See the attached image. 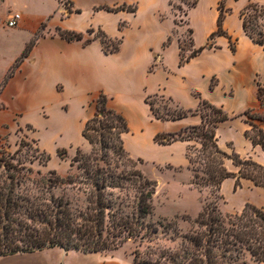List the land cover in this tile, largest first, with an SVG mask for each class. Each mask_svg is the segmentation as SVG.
I'll return each instance as SVG.
<instances>
[{
  "label": "crops",
  "instance_id": "obj_1",
  "mask_svg": "<svg viewBox=\"0 0 264 264\" xmlns=\"http://www.w3.org/2000/svg\"><path fill=\"white\" fill-rule=\"evenodd\" d=\"M221 1L198 0L181 25L177 23L171 0H124L114 5L136 3L137 11L96 13L113 18L111 28L103 21L93 24L82 18L83 8L92 6V0H73L74 11L62 18L57 27L84 35L89 29L101 28L110 40L122 38L119 50L106 53L99 38H93L89 45L84 40L67 41L59 35L57 27L40 35L43 22L40 23L38 30L25 36L19 53L0 81V148L2 138L6 137L3 128L9 123L3 116L9 111L23 116L27 106L50 104L68 94L74 108L65 112L55 133L61 140H68L78 132L82 136L85 122L95 111L93 100L104 92L113 98V107L129 121L130 132L124 136V142L132 159L143 160L142 167L152 164L164 171L192 173L187 158L177 160L179 153L186 157L190 142L159 145L154 138L158 133H176L200 125L202 118L197 112L200 98L196 96L199 94L201 99L222 108L231 117L219 126V146L231 143L241 157L264 165L261 148L254 147L244 135L249 125L241 116L246 110L260 109L258 84L264 86V46L245 33L242 12L252 3L264 6V0H225L224 9L229 12L223 21V30L227 35L211 38L218 30ZM17 29L19 33L28 30L23 16ZM189 30L193 39L187 51L189 56L200 48L205 49L181 66V43ZM33 40L35 45L30 55L3 86L11 66ZM155 95L168 99L174 112L194 113L176 120L155 119L146 102ZM33 127L38 132L37 126ZM82 140L89 145L83 137ZM229 181L223 183L222 190ZM190 183L180 185L178 197L181 202L195 197V210H189L184 204L176 215L186 212L196 216L200 212L197 191ZM115 260L107 253L65 251L60 247L0 256V264H111Z\"/></svg>",
  "mask_w": 264,
  "mask_h": 264
},
{
  "label": "trees",
  "instance_id": "obj_2",
  "mask_svg": "<svg viewBox=\"0 0 264 264\" xmlns=\"http://www.w3.org/2000/svg\"><path fill=\"white\" fill-rule=\"evenodd\" d=\"M224 2L225 0H222L219 5L218 30L211 38L227 35L223 30V21L229 11L224 9ZM197 4L198 0L190 3L188 11ZM100 9L114 13L126 10L136 12L137 6L133 10L126 4L116 7L103 6ZM242 18L247 36L264 46V23L260 22L264 21V6L250 4L242 12ZM57 32L67 41L84 40L85 45L92 42L85 39L83 33L64 30L61 27H57ZM87 32L92 33L93 30L89 29ZM255 33H258V37ZM121 43L122 38L118 40V47L114 51L105 52L118 51ZM34 45L35 40L11 66L3 86L14 77ZM204 49L200 48L186 59H183L181 52L180 65L189 62ZM211 88H214V83ZM196 96L200 98L197 112L201 115V124L176 133H158L154 138L155 143H195L188 146L186 158L189 161V169L194 172L192 185L199 193L209 189L216 200L223 199L222 186L230 178L236 179L235 190L242 188V180H248L264 190V165L252 158L241 157L233 145L228 147L229 152L219 146V126L231 117L222 108L201 99L199 94ZM257 96L260 106L263 107L264 86L261 84H258ZM111 100L104 92H100L93 100L94 114L85 122L82 131V137L91 146V152L87 155L78 151L71 164L72 167L77 165L79 173L62 177L56 170H52L48 178L38 182L32 180L33 184H39L41 190L46 192L65 184L78 186L87 197L85 209L75 212L69 202L63 199L51 200L50 204H46L15 195V188L31 178L22 174L25 168H20V158L10 156V153L0 158V167L4 168L0 180V256L53 247L70 251L62 238L74 242L73 248L82 249L85 253L114 251L128 241H152L154 234L159 232L158 226L147 221L155 211L154 200L158 183L137 168V162L142 160L135 161L126 150L124 136L130 132L129 121L122 112L113 107ZM146 102L150 105L154 118L158 120H176L194 113L179 112L167 118L155 110L148 98ZM252 111L246 110L241 115L249 125L244 135L254 147H260L264 155V118H256ZM3 148L4 145L1 146L0 153ZM58 153L63 157L67 151L62 149ZM43 155V166L46 167L51 156L46 152H43ZM37 159L35 157V160ZM38 160L42 164L41 158ZM227 161L232 162L237 168V173L228 169ZM26 171L32 174L34 170L26 168ZM184 218L192 225V229L183 236L181 249L164 250L154 264H160L164 258L172 264H247L248 258L259 264L264 263L263 208L246 204L242 211L236 214L223 215L216 201L206 204L197 219L193 220L189 216ZM28 221L38 224L39 229L30 226ZM24 228L31 232L22 235ZM73 239H77V242ZM140 258L141 253L136 250L134 264H142ZM149 263L152 264L150 260L143 261V264Z\"/></svg>",
  "mask_w": 264,
  "mask_h": 264
},
{
  "label": "rangeland",
  "instance_id": "obj_3",
  "mask_svg": "<svg viewBox=\"0 0 264 264\" xmlns=\"http://www.w3.org/2000/svg\"><path fill=\"white\" fill-rule=\"evenodd\" d=\"M2 1L4 0H0V81L13 63L15 56L19 53L27 34H30V32L36 29L38 30L42 22L39 28L40 35H44L46 30H55L60 25V20L67 18L70 11H74L73 0H6L3 3ZM122 1L124 0H92V6H95V8L92 6L84 7L82 18L86 19V22L90 20L93 24L103 21L102 23H107L109 27L113 28V18L96 15V13L102 11L100 8L103 6H120L114 4ZM193 1L171 0L172 8L179 24H185V14L188 11V5ZM136 6V3H133L127 7L133 10ZM16 12H19L27 22L28 30L25 33H19L17 27L9 28L7 26L9 16ZM75 20H72V22H75ZM260 22L264 23L262 20ZM92 30V33L87 32L85 34V38L90 40L93 38L101 39L104 50L107 52L114 51L118 47L119 39H108L101 28ZM255 36L258 37V33H255ZM192 40L191 30H189L185 40L181 43L183 59L189 56L187 51L191 47ZM70 99L71 96L66 94L63 98L54 99L50 104L27 106L23 116L14 111H9L8 115L3 116L9 123L3 128V131H6V137L2 138V146L4 145V148L0 153V158L5 154L7 156L8 153L11 154L10 156L20 158L22 160V166L20 168H25L22 174L31 178L30 181L15 188V195L28 197L32 201H37V203L46 204H50L51 200L63 199L69 202L70 207L75 212H79L87 206V197L78 186L65 184L46 192L41 190L39 184H33L32 182V180L38 182V180L48 178L50 176L49 172L52 170H56L62 177H67L70 174H78L77 165L74 167L71 166L78 151L87 155L91 152V146L86 145L79 132L76 136L68 140H61L55 134L65 112L72 111L74 108V103ZM148 101L161 116L171 118L178 114V112L172 111L171 102L162 96H150L148 97ZM111 104L115 106L113 98ZM252 112L256 118H264V106ZM30 123L37 126L38 132H36V129ZM1 131L0 127V133ZM194 144L192 142L190 146ZM231 145V143H227V145L222 144V148L229 152L228 147ZM62 149L67 151V154L63 157L58 153ZM43 152L51 156V160L46 167L43 166L45 159ZM35 157L38 159L41 158L42 164L40 160H35ZM185 159L184 154H178L177 160L184 161ZM15 164L17 163L15 162ZM142 164L143 160L142 162H137V168L142 170L148 178L158 183L157 194L154 200L155 211L151 217L147 218V221L158 226L159 232L154 234L152 241H128L118 250L99 252L114 256L116 260L111 264H134V252L136 250H139L141 253L139 260L142 261V264L143 261L147 262L148 260L154 264L159 254L164 250L171 249L175 251L181 249L183 236L192 229V225L185 220L184 216H189L193 220L197 219L206 204L217 201L219 210L223 215L236 214L242 211L246 204L256 205L264 209V190L254 186L248 180H242V188L235 190L234 184L236 179L230 178L224 190L221 191L223 199L216 200L209 189H204L202 193H199L193 187V171L192 173L188 170L175 173L173 170L164 171V168L161 170L156 169L152 164H146L142 167ZM226 164L231 172L237 173V168L231 161H227ZM26 168H32L34 170L33 173H27ZM142 168H144V171ZM127 169L130 168L127 167ZM175 170L181 169L176 168ZM3 173L4 168L0 167V180ZM190 181L191 188L197 191L200 212L198 215L195 214L196 216H192L186 212H180L176 215L178 211L183 209L184 204L189 210H195V197L191 196L188 202H181L178 197L180 185L187 184ZM0 184L2 183L0 182ZM7 186L9 185L7 184ZM28 224L39 229L38 224L31 223L30 221H28ZM23 230L22 235L31 232V230H26V228ZM61 240L65 245L69 246L70 251L77 250L73 248L74 242H69L68 239L63 238ZM73 240L77 242V239ZM78 251H82V249ZM160 264L172 263H170V260H165L164 258ZM247 264L258 263L248 258Z\"/></svg>",
  "mask_w": 264,
  "mask_h": 264
},
{
  "label": "built area",
  "instance_id": "obj_4",
  "mask_svg": "<svg viewBox=\"0 0 264 264\" xmlns=\"http://www.w3.org/2000/svg\"><path fill=\"white\" fill-rule=\"evenodd\" d=\"M22 16L19 13L11 14L7 20V26L9 28L17 27Z\"/></svg>",
  "mask_w": 264,
  "mask_h": 264
}]
</instances>
